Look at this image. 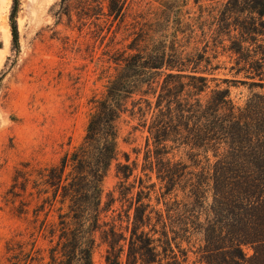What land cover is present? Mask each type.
Returning <instances> with one entry per match:
<instances>
[{
  "label": "trees",
  "instance_id": "trees-1",
  "mask_svg": "<svg viewBox=\"0 0 264 264\" xmlns=\"http://www.w3.org/2000/svg\"><path fill=\"white\" fill-rule=\"evenodd\" d=\"M117 6L115 14L122 8ZM18 9L19 0H12L14 50ZM216 25L213 48L207 42L191 50L163 42L143 49L131 44L135 51L123 57L94 100L82 140L57 163L15 172L14 196L32 178L43 194L37 207L57 212L55 222L40 224L46 264H94L99 241L106 246V264H184L189 249L182 243L194 246L195 239L203 264H264V0H226ZM218 47L230 53L233 77L213 76L221 67L212 62ZM235 85L248 91L241 104L230 94ZM124 113L138 116L147 132L142 171L154 172L157 181L145 186L138 178L133 214L122 226L103 219L115 201L109 194L104 203L103 182L118 156ZM132 172L129 163L117 165L123 178ZM156 185L155 199L164 208L152 222L150 205L142 202L150 200V190L143 188ZM244 245L252 248L250 256Z\"/></svg>",
  "mask_w": 264,
  "mask_h": 264
},
{
  "label": "rangeland",
  "instance_id": "rangeland-1",
  "mask_svg": "<svg viewBox=\"0 0 264 264\" xmlns=\"http://www.w3.org/2000/svg\"><path fill=\"white\" fill-rule=\"evenodd\" d=\"M225 1L19 0V45L14 50L9 21L12 0H0V264H46L47 239L40 224L57 220L55 210L37 207L41 198L32 178L21 196L12 194L15 172L57 163L64 152L82 140L94 100L103 95L123 57L135 51L129 48L131 44L143 49L163 42L188 50L206 42L211 48L217 45L212 32ZM117 4L122 8L115 14ZM217 51L212 62L221 67L213 76L233 77L228 70L230 53L220 47ZM208 52L215 54L210 49ZM214 84L210 82L211 87ZM230 94L241 104L248 91L235 85L230 87ZM118 128V156L103 182L104 203L109 201V194L115 201L103 219L114 218L124 226L127 213L133 214L131 199L140 189L138 178L145 186L157 180L154 172L146 170L148 176H144L142 171L147 132L138 116L124 113ZM26 163L28 168L23 165ZM119 163L133 167L127 179L117 173ZM151 188H143L150 190V200L144 198L142 202L150 205L147 211H152L153 222L156 210L164 205L155 199L158 185ZM126 191V196L120 193ZM199 244V239L194 246L182 243L189 249L184 264H203ZM105 247L99 241L94 264H106ZM243 251L247 256L253 253L248 245ZM121 261L126 263L125 254Z\"/></svg>",
  "mask_w": 264,
  "mask_h": 264
},
{
  "label": "bare ground",
  "instance_id": "bare-ground-1",
  "mask_svg": "<svg viewBox=\"0 0 264 264\" xmlns=\"http://www.w3.org/2000/svg\"><path fill=\"white\" fill-rule=\"evenodd\" d=\"M0 59H1V56H0Z\"/></svg>",
  "mask_w": 264,
  "mask_h": 264
}]
</instances>
